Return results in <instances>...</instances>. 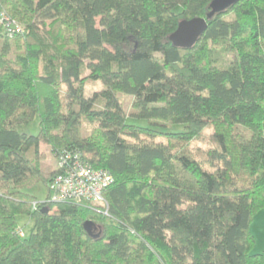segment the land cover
<instances>
[{
  "label": "trees",
  "instance_id": "16d2710c",
  "mask_svg": "<svg viewBox=\"0 0 264 264\" xmlns=\"http://www.w3.org/2000/svg\"><path fill=\"white\" fill-rule=\"evenodd\" d=\"M210 1L0 0L22 27L0 28V264H264L251 230L264 208V0H238L192 46L173 45ZM119 93L148 124L127 120ZM36 116L37 133L18 129ZM207 127L212 144L192 150ZM64 150L112 174L107 206L48 200ZM37 182L42 201L27 191Z\"/></svg>",
  "mask_w": 264,
  "mask_h": 264
},
{
  "label": "built area",
  "instance_id": "2783aa9c",
  "mask_svg": "<svg viewBox=\"0 0 264 264\" xmlns=\"http://www.w3.org/2000/svg\"><path fill=\"white\" fill-rule=\"evenodd\" d=\"M0 28L9 35L22 31L19 22L5 12H0ZM59 171L53 176L48 185L50 201L74 200L102 203L107 206L102 196L103 190L112 182V174L104 168H93L80 159L78 153L64 150L57 158ZM20 235L23 231L19 228Z\"/></svg>",
  "mask_w": 264,
  "mask_h": 264
},
{
  "label": "rangeland",
  "instance_id": "374dc122",
  "mask_svg": "<svg viewBox=\"0 0 264 264\" xmlns=\"http://www.w3.org/2000/svg\"><path fill=\"white\" fill-rule=\"evenodd\" d=\"M224 56L226 58H231V53L228 52H223ZM103 86L101 82H95V83H89L85 86V94H91L94 90L101 89ZM119 97L122 101V104L124 108L127 110V120L129 122H134L138 123L141 125L148 124V121L146 119L142 118H136L133 115L130 114L132 107H131V95L126 94V93H119ZM83 131L86 133H92L95 124L89 121H83L82 123ZM20 131H25L27 133L35 134L38 132L39 126H38V116H36L32 121H30L28 124L25 125H20L18 127ZM163 129L165 130H171V131H176V130H182L183 129V124L181 123H174V124H166V126H163ZM211 135H212V130L210 127H207L203 131L202 138H197L191 142L190 148L192 150H203L209 147L212 142H211ZM40 148L47 154V160L53 164H55V159L49 152V146L41 143ZM27 191L34 196L35 201H42L45 199L46 195H48L47 188L45 185L41 182H37L33 184L30 188L27 189ZM94 205V204H93ZM17 219V226L23 231V233L28 234L30 227H31V220L30 218L25 215V214H19L16 217ZM256 225H257V220L256 222L254 221L251 228L256 232ZM258 240V239H257ZM259 240L257 242V245H260ZM256 244V243H255ZM256 245V246H257ZM255 247V246H254Z\"/></svg>",
  "mask_w": 264,
  "mask_h": 264
},
{
  "label": "water",
  "instance_id": "95a60500",
  "mask_svg": "<svg viewBox=\"0 0 264 264\" xmlns=\"http://www.w3.org/2000/svg\"><path fill=\"white\" fill-rule=\"evenodd\" d=\"M238 0H211L208 5V11L205 16H197L189 19H181L176 28L169 34V40L175 46L190 47L205 31L208 20L216 13H220L234 4ZM83 226L87 234L91 237H99L101 234V226L94 224L92 221L86 220Z\"/></svg>",
  "mask_w": 264,
  "mask_h": 264
},
{
  "label": "crops",
  "instance_id": "0c3cea01",
  "mask_svg": "<svg viewBox=\"0 0 264 264\" xmlns=\"http://www.w3.org/2000/svg\"><path fill=\"white\" fill-rule=\"evenodd\" d=\"M256 220H257L256 232L251 228L255 236V243H256L254 250L264 252V208L258 211L257 214L254 216L251 226L254 221L256 222ZM259 240L261 241H260V245L258 246L257 242Z\"/></svg>",
  "mask_w": 264,
  "mask_h": 264
}]
</instances>
